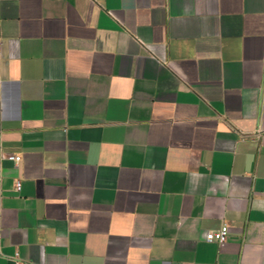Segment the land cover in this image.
Wrapping results in <instances>:
<instances>
[{"label":"crops","instance_id":"obj_1","mask_svg":"<svg viewBox=\"0 0 264 264\" xmlns=\"http://www.w3.org/2000/svg\"><path fill=\"white\" fill-rule=\"evenodd\" d=\"M17 254L264 264V0H0V264Z\"/></svg>","mask_w":264,"mask_h":264},{"label":"built area","instance_id":"obj_2","mask_svg":"<svg viewBox=\"0 0 264 264\" xmlns=\"http://www.w3.org/2000/svg\"><path fill=\"white\" fill-rule=\"evenodd\" d=\"M9 161H12L18 166V164L21 162L22 158L20 155H8L6 157ZM22 188V184L20 180H16L15 182V189L17 192H20ZM230 233V228L227 224H224L221 228L218 230L210 231L206 234V241L209 243H218L219 245H223L227 242L228 237ZM16 257V264H21L18 261V254Z\"/></svg>","mask_w":264,"mask_h":264}]
</instances>
